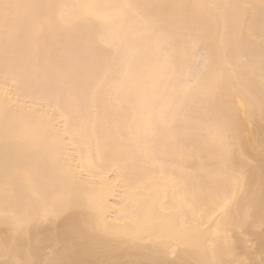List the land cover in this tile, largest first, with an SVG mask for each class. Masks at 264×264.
Instances as JSON below:
<instances>
[{"label": "bare ground", "instance_id": "bare-ground-1", "mask_svg": "<svg viewBox=\"0 0 264 264\" xmlns=\"http://www.w3.org/2000/svg\"><path fill=\"white\" fill-rule=\"evenodd\" d=\"M262 168L264 0H0V264H264Z\"/></svg>", "mask_w": 264, "mask_h": 264}, {"label": "snow or ice", "instance_id": "snow-or-ice-1", "mask_svg": "<svg viewBox=\"0 0 264 264\" xmlns=\"http://www.w3.org/2000/svg\"><path fill=\"white\" fill-rule=\"evenodd\" d=\"M236 187L235 191H233L232 187L227 189H220L216 192L215 195V204L212 209L213 212H216V217L219 218L221 216L227 215L228 212L232 211L236 205L238 196L245 195V192L241 189V176L239 174L236 175L235 178ZM246 184L247 181H244ZM247 198L251 201L255 199V189L248 191L246 193ZM260 198L261 202L264 203V168L261 171V182H260ZM184 199V197H183ZM48 215V214H46ZM51 218V216H48ZM264 219V216H262ZM87 217H85L83 223H88ZM125 241H121L124 243ZM127 243H138V241H133L131 238L127 241ZM153 243L152 253L156 257L151 264H188L185 259L179 258V253L175 254V258H168L169 253L172 252L173 247L177 246V244L172 241L167 240H159L151 242Z\"/></svg>", "mask_w": 264, "mask_h": 264}]
</instances>
